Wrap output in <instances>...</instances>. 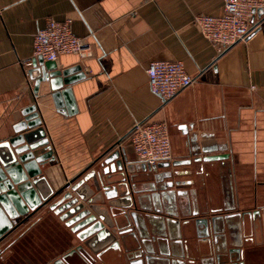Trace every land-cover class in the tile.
I'll use <instances>...</instances> for the list:
<instances>
[{
	"label": "crops",
	"instance_id": "obj_1",
	"mask_svg": "<svg viewBox=\"0 0 264 264\" xmlns=\"http://www.w3.org/2000/svg\"><path fill=\"white\" fill-rule=\"evenodd\" d=\"M222 12L223 0H0V143L15 136L22 110L36 105L52 150L40 169L52 190L93 174L84 187L95 205L115 228L133 231L115 232L120 250L108 247L91 264H127L139 252L162 255L166 264H209L217 254L264 264V15L246 42L218 56L191 20ZM48 19H72L92 54L54 62L60 71L80 68L60 105L48 82L35 92L26 72L34 35ZM157 61L182 62L195 83L162 104L145 74ZM146 118L167 123L168 165L136 160L127 137ZM114 151L119 157L103 164ZM211 156L221 159L203 160ZM77 242L45 206L0 243V263L20 264L26 253L27 264H52ZM106 242L85 248L96 257Z\"/></svg>",
	"mask_w": 264,
	"mask_h": 264
},
{
	"label": "water",
	"instance_id": "obj_2",
	"mask_svg": "<svg viewBox=\"0 0 264 264\" xmlns=\"http://www.w3.org/2000/svg\"><path fill=\"white\" fill-rule=\"evenodd\" d=\"M79 69L73 67L60 71L52 61L33 58L27 76L34 82L35 92L41 83L48 82L53 101L60 105V97L70 94L68 87L73 84L70 76ZM21 114L22 121L13 128L15 136L0 143V243L45 206L70 228L78 240L83 241L94 235L100 238L107 226L108 216L99 211L95 205L97 198L89 196L91 191L84 187V181L92 178L93 174L86 175L85 180L72 187L70 185L73 181H70L61 189L53 191L40 169L47 159L52 160V150L36 105L24 108ZM36 137L41 140L34 142ZM39 147H44L45 152L35 156L33 151ZM118 157L119 152L114 151L104 159L103 164H111ZM219 159L221 156L206 157L203 160ZM117 167L122 168L121 165ZM80 186L86 189L83 193L77 191ZM262 213L264 215V208ZM20 217L22 220L14 223ZM202 223L206 226L205 220ZM130 264H142V260L137 258Z\"/></svg>",
	"mask_w": 264,
	"mask_h": 264
},
{
	"label": "built area",
	"instance_id": "obj_3",
	"mask_svg": "<svg viewBox=\"0 0 264 264\" xmlns=\"http://www.w3.org/2000/svg\"><path fill=\"white\" fill-rule=\"evenodd\" d=\"M263 15L264 0H223L220 16L197 15L192 18L191 25L219 56L231 47L246 42L258 29ZM71 24L72 19L61 22L48 19L34 35L32 57L49 62H56L65 55H76L81 59L92 57L87 38L75 36ZM145 74L150 92L158 96L162 104L196 81L195 77L185 72L179 61L151 62ZM127 138L139 164L154 167L172 160L168 126L163 120L146 118L137 122Z\"/></svg>",
	"mask_w": 264,
	"mask_h": 264
},
{
	"label": "flooded vegetation",
	"instance_id": "obj_4",
	"mask_svg": "<svg viewBox=\"0 0 264 264\" xmlns=\"http://www.w3.org/2000/svg\"><path fill=\"white\" fill-rule=\"evenodd\" d=\"M101 206L104 207L103 205L100 204L101 209L99 208V211L101 210L105 212L103 210L105 208H102ZM105 214L108 216L106 218L107 226H105L104 232L100 238L95 236L96 239L92 241H87L90 238H87L83 241H80L76 238L78 240L77 244L70 246L68 249L63 251L59 255V257L55 259V261L52 262V264H73L75 261L76 263H81V264H91L92 262L96 260H101L104 249L107 250L108 247L114 248L118 246V249L120 250L118 242H115V240L113 239L115 237L114 233L119 232V231L122 233H126V232L128 233V232H133V231L131 230L130 227L129 229L125 228L122 230H118L114 226L111 214H109L108 211H106ZM132 218H133L134 223L136 224L135 217L132 216ZM208 227L212 232L214 233L216 232V226L214 224V221L210 223ZM132 234L133 236H135V233H132ZM97 240L98 241L100 240V241L96 242ZM106 240L108 241L106 242L107 245H105L106 248L103 247L101 250L98 249L95 252L96 257H92L94 255H91L90 252H88V250L85 248L87 246L91 248H97L96 246L97 244L100 243L101 245H103V242H105ZM63 243H64V237H63ZM94 243H96V245H93ZM126 254L130 255L131 253L129 250H126ZM137 258H140L142 260V264H166L169 261L167 258L163 257L162 255L160 256L155 255L154 252H143V253L139 252V253H135L131 255L130 258L127 260V264H130V262L137 260ZM209 262H210L209 264H241V263H238L236 260L231 259V257H228L227 254L225 257H223L221 254H217L214 257H211V260Z\"/></svg>",
	"mask_w": 264,
	"mask_h": 264
},
{
	"label": "rangeland",
	"instance_id": "obj_5",
	"mask_svg": "<svg viewBox=\"0 0 264 264\" xmlns=\"http://www.w3.org/2000/svg\"><path fill=\"white\" fill-rule=\"evenodd\" d=\"M66 189H67V188H66ZM41 228H42V227H39V228L37 227V228H36V232H35V233L37 234V231H38V229H41ZM32 245H33V247H34V246H35V243H33ZM23 256H29V255H28V254H26V253H24V254H22V255H21V254H19V257H20V259H19V260H21V259H22V261H21V263H20V264H27V263H28V260H26V258H23ZM44 257H45V256H44ZM36 258H38V260H39V259H42V258H43V254H42V253H40L38 256H36ZM24 259H25V260H24ZM36 260H37V259H36ZM31 261H33V264L36 262V261H34V260H33V258L31 259ZM29 262H30V261H29ZM14 263L16 264V261H15V262H13V264H14ZM31 263H32V262H31ZM0 264H1V263H0ZM2 264H4V263H2ZM6 264H7V263H6Z\"/></svg>",
	"mask_w": 264,
	"mask_h": 264
}]
</instances>
